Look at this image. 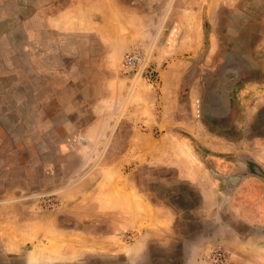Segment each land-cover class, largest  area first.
Wrapping results in <instances>:
<instances>
[{
	"label": "rangeland",
	"instance_id": "obj_1",
	"mask_svg": "<svg viewBox=\"0 0 264 264\" xmlns=\"http://www.w3.org/2000/svg\"><path fill=\"white\" fill-rule=\"evenodd\" d=\"M89 1L0 0V264H128L147 225L111 232L109 212L122 205L129 218L131 208L143 215L138 226L162 222L164 202L190 208L199 192L227 223L248 229L247 184L229 178L250 169L264 185V0H214L213 12L201 0L196 56L160 57L155 45L134 44L148 53V78L124 72L121 53L84 47L93 42L82 24L98 19ZM164 75L176 86L167 97ZM165 111L166 130L132 134ZM176 166L199 172L201 186L179 180ZM257 227L259 244H247V255L224 251L223 264H264ZM169 252L154 245L141 264H165Z\"/></svg>",
	"mask_w": 264,
	"mask_h": 264
},
{
	"label": "crops",
	"instance_id": "obj_2",
	"mask_svg": "<svg viewBox=\"0 0 264 264\" xmlns=\"http://www.w3.org/2000/svg\"><path fill=\"white\" fill-rule=\"evenodd\" d=\"M200 1L170 0L164 3V7L160 2L156 7H151L150 3L143 6L142 2L139 3L138 0L130 1L125 5H119L113 0H91L89 4L93 14L90 12L89 15L94 16V18L96 16L98 19L92 20V17L89 16V20L87 18L82 24L84 30L91 32L82 33L83 36H86L85 40H88L87 37L90 36L93 42L92 44L85 43L84 47L99 49L106 55L114 52L115 54L121 53L123 56L125 49L131 45H149L151 43L158 49L160 57L196 56L203 44L201 19L203 6ZM207 6L213 12L217 6V1L214 3V0H209ZM121 15H124L126 20L124 18L121 20ZM63 25L55 22L53 27L60 28ZM73 25L75 27L70 29H81L79 23H73ZM167 78L168 76L164 75L165 82H162V85L164 84V97H167L170 91L174 92L176 87L175 85V87H169L170 83H168L169 79ZM176 79L178 78L176 77ZM160 115L158 120L155 118L141 119L145 125V129L143 128L145 131L141 132L138 129L136 132L133 129L132 134L139 138L149 139L152 137V129L166 130L172 124L173 118L168 114V111L161 112ZM93 135L101 136V133L98 132L97 135ZM136 147V144H133L131 150L139 152L138 150L141 149ZM260 167L264 174L262 164ZM244 173V176L238 173L229 179L232 181L231 184L235 186L247 184L246 195L247 198H250V200L247 199L249 211L245 207L246 211L242 212L246 217V219L243 218L244 224L248 222L250 225L248 229L243 227L244 230H238L222 219L217 205L212 206L213 203H208L207 195L202 192L198 194V205H190V208L177 205L176 209L171 210L164 202L165 205H162L164 206L163 221L161 222V219L156 216L141 226H138V222H141L142 218L140 217L143 215H140L138 210L131 208L132 214L129 218V216H125L123 206H118L114 213L109 212L107 228L114 233L130 230L137 232L139 227L147 225L141 230L143 233L138 239L131 243L130 258L127 259L128 264H141L147 260L149 262V259H152L150 249L154 245L170 251L165 264H206L202 261V257L209 250L215 249L223 252L228 250L230 254L239 251V253L247 255V244L257 245L259 244L257 241L261 240V238L253 236V228L260 226L257 229L264 231V185L259 180L262 178L261 173H254L250 169ZM176 174L179 180L193 185L201 186L203 182L201 176H198L199 172L192 171L189 173L187 168L183 166H176ZM258 181L261 184H258ZM253 185H259V192L254 195L252 194ZM180 195L184 199L185 194ZM210 199L214 201V197ZM144 203L150 208L149 211L146 208L144 211L154 212L155 207L153 205ZM253 207L254 211L252 210ZM198 208L201 209L196 211ZM105 213L108 217V211ZM175 213L179 215L180 224L184 223V226L177 224ZM247 215L251 217V220ZM107 248H111V246ZM114 248L115 251L122 250L120 245Z\"/></svg>",
	"mask_w": 264,
	"mask_h": 264
},
{
	"label": "built area",
	"instance_id": "obj_3",
	"mask_svg": "<svg viewBox=\"0 0 264 264\" xmlns=\"http://www.w3.org/2000/svg\"><path fill=\"white\" fill-rule=\"evenodd\" d=\"M149 57L147 51L141 46H133L127 49L121 60V68L124 72H134L151 77V68L149 67ZM124 239L130 240L132 236L125 234ZM206 259L210 264H223L225 253L221 250H209Z\"/></svg>",
	"mask_w": 264,
	"mask_h": 264
}]
</instances>
